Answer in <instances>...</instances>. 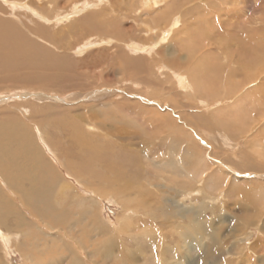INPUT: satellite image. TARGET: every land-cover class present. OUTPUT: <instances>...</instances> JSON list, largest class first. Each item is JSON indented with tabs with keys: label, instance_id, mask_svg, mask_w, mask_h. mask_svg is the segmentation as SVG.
<instances>
[{
	"label": "rangeland",
	"instance_id": "rangeland-1",
	"mask_svg": "<svg viewBox=\"0 0 264 264\" xmlns=\"http://www.w3.org/2000/svg\"><path fill=\"white\" fill-rule=\"evenodd\" d=\"M144 4L0 0V32L56 66L0 68V125L17 127L9 149L23 145L41 178L20 190L0 170V264H264V0ZM88 16L122 43L112 28L79 54L73 28ZM166 48L184 71L163 67ZM126 57L147 65L125 70ZM70 126L101 151L95 163ZM184 231L199 244H183Z\"/></svg>",
	"mask_w": 264,
	"mask_h": 264
},
{
	"label": "bare ground",
	"instance_id": "bare-ground-1",
	"mask_svg": "<svg viewBox=\"0 0 264 264\" xmlns=\"http://www.w3.org/2000/svg\"><path fill=\"white\" fill-rule=\"evenodd\" d=\"M166 1L167 0H142V2H143V4L145 3L147 6H154V4H156V5H159V4H162V3H165L166 4ZM156 2H158V3H156ZM162 2V3H161ZM110 4V3H109ZM144 4V5H145ZM22 6V5H21ZM115 7V6H114ZM113 7V8H114ZM112 8V9H113ZM75 9V8H74ZM106 9V8H105ZM110 10V9H109ZM109 10H107V11H109ZM114 12V11H113ZM89 14V13H88ZM112 14H114V13H112ZM95 15V14H94ZM108 15V14H107ZM99 16V15H98ZM109 16H113V15H109ZM117 16V15H116ZM93 17V16H92ZM89 18V16L87 17V18H85V20H83V19H81L82 21H81V23H79L78 25H73V26H75L74 28H73V31H75V30H77L78 32H79V30L81 31L80 32V35L82 36V38H84V42L82 43V44H84L85 46H80L81 48L79 49V54L80 53H85V52H87L88 50H90V49H95L96 47H98V46H103L102 44H103V42L102 41H100V39L102 38V35L104 36H106L107 38L106 39H108L109 37H111V35H109L110 33H112L111 32V30H112V28H113V25H112V23L111 24H109V25H107V26H110V29H105V27H103V26H105L103 23H102V21L103 20H101V19H97L96 18V16L95 17H93V18ZM166 17H168V16H166ZM98 20L100 23H101V25L99 24V22L97 21V22H95V21H93V20ZM90 21L92 24H95L94 26H92V27H88L89 25H90V23L88 22V21ZM114 20V19H113ZM104 22V21H103ZM4 23V22H3ZM78 23V22H77ZM83 23V24H82ZM105 23H107V22H105ZM1 27V26H0ZM12 27V26H11ZM99 27V28H98ZM120 27V26H119ZM71 28V27H70ZM6 29H7V27H3L2 28V30H4V31H2V32H6L8 35H9V38L7 39L8 41H10V42H2V41H4V40H6L5 39V35L2 33V32H0V68H2L3 69V67H5V68H7V69H5V70H8V68H10V70H12V69H14V67H16V68H19V69H22L23 71L24 70H34V71H30V72H28V71H24V74H31L32 72L33 73H35V74H38L37 72H41L42 73V71L43 70H47V69H44V68H47V67H50V68H55L56 66H54L53 67V65H47L46 63H44V62H42L41 60H45V58L47 57L45 54H44V52L45 51H43V50H41V48L40 49H35V50H29V51H25L26 49L25 48H27V46L26 45H24L23 43H21V46L22 47H19V42H17L16 40L19 38L20 40H23L21 37H22V35H18V34H16V33H14L13 31H11L10 33H8L7 31H6ZM69 30H71V29H69ZM104 30H106L107 32V34H105L104 32H102V31H104ZM120 30H116L115 28H113V32L117 35V38L120 36L121 37V32H119ZM71 32H72V30H71ZM71 32H69L70 34H71ZM97 32V33H96ZM42 33V32H41ZM73 33V32H72ZM92 33V34H91ZM93 33H95V35H99V39L97 38V39H95V40H93L92 38H95L94 36V34ZM109 33V34H108ZM163 33V32H162ZM7 35V36H8ZM44 35V34H43ZM66 35V34H65ZM71 35H73V34H71ZM70 35V36H71ZM88 35V36H87ZM114 35V34H113ZM25 36V35H24ZM85 36H87V37H85ZM92 36V37H91ZM63 37V36H62ZM65 37H67V35L65 36ZM76 37V36H75ZM166 37V36H165ZM165 37L164 36H162V37H159V39L156 41V44L158 45V47L159 46H161V44H163V43H165L164 42V40H165ZM49 38V37H48ZM52 38V37H51ZM78 38V37H77ZM76 38V39H77ZM53 39H54V37H53ZM52 39V40H53ZM50 40V39H49ZM75 40V39H74ZM108 40H110V39H108ZM118 40L120 41V43H122V41H121V38H118ZM76 41V40H75ZM78 41V40H77ZM79 41H81V40H79ZM191 40H189V41H187V42H190ZM14 42H17V43H14ZM57 42V41H56ZM82 42V41H81ZM109 42V41H108ZM123 42H124V40H123ZM10 43V44H9ZM30 43H32V42H30ZM53 43H54V41H53ZM69 43V42H68ZM76 43V42H75ZM106 44H108L107 42H105ZM131 43H134L133 41H130V42H128V44H125V45H128V48L130 47L131 48V53H137L138 51L140 52V50H137V48L135 49V47L134 46H136V47H138V45L137 44H132V47L131 46H129V44H131ZM36 44V43H35ZM38 44V43H37ZM55 44V43H54ZM81 44V43H80ZM188 44V43H187ZM76 45V44H75ZM145 46V48H142V50L143 51H145L146 52V54H147V56H149L150 54L149 53H151L152 52V50H154L155 48H156V46L155 47H153L152 45H144ZM30 47H32V46H30ZM78 47V46H77ZM34 48H36V47H34ZM33 48V49H34ZM39 48V47H38ZM134 48V49H133ZM191 48V47H190ZM68 49V48H67ZM161 50V49H160ZM69 51H71V50H69ZM190 53H191V49L190 50H188ZM39 52H41V53H43V58L42 59H40L38 56H36V54L37 53H39ZM67 52V51H66ZM156 52V51H155ZM48 53V52H47ZM162 54V55H159V61H162V64L164 63V64H166V65H164L163 67H168L166 70H171L173 73H171V75H175L176 73H177V70L178 71H184L185 70V65L183 64V62H181V60L183 59L182 58V56H180V55H176L175 54V52L173 51V50H169L168 51V48H166V50L164 51V53L166 54V55H164V53H163V51L161 50V52H156V56H158V54ZM77 54V53H76ZM143 54V53H142ZM178 54V53H177ZM172 55H176L175 57H174V59L176 60V62H177V64H172V63H170L171 62V58H172ZM68 56V55H67ZM120 57V56H119ZM125 57V56H124ZM145 57V56H144ZM189 57H191V55L189 56ZM69 58V57H68ZM146 59L147 58H138V59H133L132 60V62H131V60L128 58V57H126V58H122L120 61H122V62H120V64L122 63L123 64V68H125V70H130V68L131 69H134V65H133V63H135V64H137L138 65V67L140 66V67H142V66H144V64L145 65H147V61H146ZM47 60V59H46ZM52 60V59H51ZM104 60V59H103ZM103 62V61H102ZM119 63V62H118ZM126 63V64H125ZM206 63V62H205ZM125 64V65H124ZM162 64H160V66L162 65ZM20 65V66H19ZM117 65V64H116ZM156 65V64H155ZM59 66V65H58ZM62 66V65H61ZM60 66V68L59 67H57V69H59V70H57L59 73L60 72H62L63 71V68ZM89 67V66H88ZM95 67V66H94ZM117 67V66H116ZM116 67H114V68H116ZM145 67V66H144ZM143 67V68H144ZM153 67V66H152ZM171 68V69H170ZM36 69H40L39 71H37V72H35L36 71ZM69 69H71V68H69ZM140 69V68H139ZM165 69H162V70H165ZM174 69V70H173ZM197 68H190V70L188 71V72H194L195 70H196ZM1 70V69H0ZM4 70V69H3ZM15 70V69H14ZM147 70V69H146ZM68 71V70H67ZM158 71V70H157ZM19 72H21V71H19ZM127 72V71H126ZM0 73H2V72H0ZM68 73L70 74V72H67V75H68ZM103 73V72H102ZM129 72H127L126 74H128ZM16 74V73H15ZM61 74V73H60ZM192 74V73H191ZM210 75V74H209ZM9 76V75H8ZM12 76V75H11ZM17 76V75H16ZM27 76V75H26ZM26 76H23L22 77V74L20 75V77H22L23 78V82H25V81H27V77ZM56 76V75H55ZM185 76V75H184ZM19 77V78H20ZM8 79H9V77H7ZM22 78H21V80H22ZM48 78H50L49 77V75H48ZM125 77H123V79H124ZM188 78V79H187ZM185 77V78H182V79H178V86H179V88H181V89H183L184 87H185V85H187V83H189L190 82V80H189V75H188V77ZM65 79V78H64ZM177 79V78H176ZM44 80H47L46 78L44 79ZM65 80H67V79H65ZM87 80V79H86ZM125 80V79H124ZM141 80V79H140ZM153 80V79H152ZM151 80V81H152ZM19 81V80H18ZM17 81V82H18ZM88 81H89V79H88ZM156 81V80H155ZM28 82V81H27ZM90 82V81H89ZM191 83V82H190ZM144 84H149V81H146V83H144ZM240 85H242V84H240ZM106 86V85H105ZM150 87V86H149ZM242 87V86H241ZM186 89V88H185ZM242 91H244L243 89H241ZM240 90V91H241ZM123 91V90H122ZM238 92V91H237ZM239 94V93H238ZM242 95H243V92H242ZM245 95V94H244ZM247 95V94H246ZM116 97H118V96H116ZM241 97V96H240ZM144 100V99H143ZM162 103V102H161ZM117 104H118V102H117ZM163 104V103H162ZM111 108V107H110ZM126 110V109H125ZM111 111V110H110ZM140 111V110H139ZM242 111H243V109H242ZM241 111V112H242ZM130 112V111H129ZM141 112H143L142 110H141ZM96 113L98 114V113H100V112H97L96 111ZM95 113V114H96ZM115 113H117V112H115ZM123 113V112H122ZM144 113V112H143ZM237 113V112H236ZM127 114V113H126ZM148 114V113H147ZM156 116V115H155ZM162 117V116H161ZM236 117H237V114H236ZM80 118V117H79ZM84 119L86 118V117H83ZM115 118V117H114ZM120 118V117H119ZM84 119H82V120H84ZM90 119H92V118H90ZM125 119H127V118H125ZM147 119V118H146ZM160 120H161V118H160ZM117 121V120H116ZM153 121V120H152ZM93 122V121H92ZM168 123V122H167ZM89 124H91L90 122H89ZM164 124V123H163ZM162 124V125H163ZM74 125H76V124H74ZM134 125V124H133ZM70 128L72 129V128H75V130H74V132H75V135H76V137H74V140L76 141V147L77 148H80L81 150H82V152L80 153V155H82V157H87L86 158V160L87 159H89L91 162H90V165L91 164H93V161H94V163H95V160H97V156H99L100 155V153H101V151L98 149V148H96L95 146H93V145H90V143H89V145H88V147H86V145H87V140L84 138L86 135L84 134V132L82 133V130H83V128H81L80 126L79 127H77V126H70ZM78 128H80V130H78ZM163 128H165V127H163ZM17 129V127L15 128V127H13V126H11V125H8V126H4V125H0V170L8 177V179L12 182V184H13V187L14 188H17V189H20L21 190V185L22 184H24L25 182H26V180H28L29 182H30V184H31V186L32 187H34L35 185L37 186L39 183H38V181H40L41 180V178L40 177H38L37 175H36V171L34 172V170H33V168L34 167H36V166H33V167H29L28 165H27V162L25 163V161H26V154H25V152H26V150H25V148H24V146L22 145V147H21V149H20V151H22V152H20L19 154H16L15 152H13V151H11L9 148L11 147V144H12V142L15 140V138H16V132H15V130ZM118 130V129H117ZM73 132V131H72ZM120 132V131H119ZM73 135V134H72ZM71 135V136H72ZM128 137V139H129V136H127ZM126 139V138H125ZM131 139V138H130ZM170 140V139H169ZM261 141V140H260ZM154 144V143H153ZM156 145V144H155ZM81 146H83V147H81ZM154 146V145H153ZM75 147V148H76ZM23 148H24V150H23ZM175 149V148H174ZM151 150V149H150ZM88 151L91 153L90 154V156L87 154L88 153ZM153 151V150H152ZM171 151V150H170ZM169 151V152H170ZM100 152V153H99ZM149 152V151H148ZM151 152V151H150ZM169 152H166L164 155H163V158L164 159H168L169 158ZM73 153V152H72ZM172 153V152H171ZM262 154H264V152H259V155H262ZM29 155V157H30V154H28ZM154 155H156V154H154ZM96 156V157H95ZM77 157V156H76ZM200 157V156H199ZM202 157V156H201ZM100 158V157H99ZM98 158V159H99ZM104 158V157H103ZM203 158V157H202ZM264 158V157H263ZM171 159V158H170ZM85 160V159H84ZM29 161H33V160H29ZM173 161V160H172ZM41 162H42V160H41ZM89 162V161H88ZM105 162V161H104ZM26 165H25V164ZM78 163V162H77ZM30 164V163H29ZM35 164V163H34ZM33 164V165H34ZM73 164V163H72ZM107 164V163H106ZM79 165H81V164H79ZM87 165H89V164H87ZM89 165V166H90ZM82 166V165H81ZM107 166H109V167H112V168H110V169H113V167H118L119 165L118 164H115V165H113V163H110V164H108ZM172 166V165H171ZM84 167V166H83ZM82 167V168H83ZM38 168V167H37ZM80 168V167H79ZM191 168V167H190ZM198 168V167H197ZM39 169L41 170V168L39 167ZM84 169V168H83ZM31 170H33V171H31ZM187 170V169H186ZM38 172H39V170H37ZM195 172H197V171H195ZM29 174V175H28ZM31 174H33V176L31 177ZM26 175V176H25ZM30 177H31V179H30ZM47 182V181H46ZM48 183V182H47ZM38 189V188H37ZM16 190V189H15ZM193 192V189L192 190H190V192ZM23 192V191H22ZM21 193V192H20ZM35 193V192H34ZM28 199V198H27ZM38 206V205H37ZM36 206V207H37ZM48 208H49V206H48ZM247 210V209H246ZM241 213H243V212H241ZM241 216H242V214H241ZM199 222V221H198ZM196 223V222H195ZM193 224V223H192ZM197 224V226H199L200 224L201 225H204V224H206V223H196ZM191 225V224H190ZM200 227V226H199ZM207 227V226H206ZM189 228H192V227H189ZM192 229H194V227L192 228ZM245 229V228H244ZM191 230V229H190ZM185 232V231H184ZM182 232L181 234H183L182 235V237H181V239L183 238V244H186V245H191V244H193V243H196L197 245L199 244V242H200V236H197L196 235V233H195V235L197 236V239L196 240H193V238L190 236V234H192L191 232L189 233V232ZM205 232V231H204ZM206 233V232H205ZM188 234V235H187ZM208 234V233H207ZM201 235V234H200ZM195 236V237H196ZM195 239V238H194ZM182 244V245H183Z\"/></svg>",
	"mask_w": 264,
	"mask_h": 264
}]
</instances>
